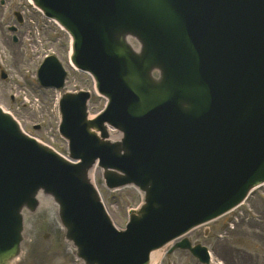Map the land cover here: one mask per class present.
Listing matches in <instances>:
<instances>
[{"label":"water","instance_id":"1","mask_svg":"<svg viewBox=\"0 0 264 264\" xmlns=\"http://www.w3.org/2000/svg\"><path fill=\"white\" fill-rule=\"evenodd\" d=\"M32 2L70 34L71 62L107 105L89 120V93L62 94L59 132L76 163L0 108V264L17 257L21 211L37 208L38 193L57 205L84 264H149L264 182V0ZM37 77L61 89L65 73L49 57ZM106 126L121 139L108 141ZM95 163L109 189L132 184L144 194L123 231L88 180Z\"/></svg>","mask_w":264,"mask_h":264},{"label":"rangeland","instance_id":"2","mask_svg":"<svg viewBox=\"0 0 264 264\" xmlns=\"http://www.w3.org/2000/svg\"><path fill=\"white\" fill-rule=\"evenodd\" d=\"M4 1L6 4H11H9L8 8L6 5H0V49L3 50L4 48L7 55V59H5L3 52L1 54L2 62L5 61L3 65L1 64L2 70L7 75V78L5 80L0 79V106L17 119L26 132L38 137L41 132L33 131L31 124L37 119L41 120L40 113L34 112L29 106H24L21 99L24 94L30 98L37 97L43 106L44 125L46 123L53 124V117L50 116L49 112L53 103L49 101L56 93L42 90L34 82V65L37 58L49 49L54 50L56 56L69 73L66 82L68 90L86 89L92 91L93 82L89 76L74 71L68 66L66 63L68 39L64 34L56 32V28L55 26L52 27V24L43 22L45 27L39 26V34H28L30 26L26 25H17V33L9 32L7 27L12 24L16 25L10 16V12L22 9L18 8L17 5L15 6L19 0ZM27 18L35 21L39 20L38 15L34 14L26 16ZM39 25H41V22H39ZM13 35L19 38L17 43H13ZM25 71H30V73L25 74ZM104 104L105 100L102 97L92 94L88 105L89 113L91 115L96 114L104 107ZM60 145H62L61 149L64 150V143L61 142ZM62 154H64V151H62ZM95 182L109 216L117 227H123L127 220L128 212L135 209L139 204L140 195L132 187L115 191L107 190L102 184L101 174L98 170L95 174ZM40 207H42L41 204L33 213L27 210L23 212L21 254L14 264H79L73 256L72 249L68 246L69 244L63 239L62 230L56 219V206L55 213L45 208L40 211ZM238 228H240L239 232L243 233L238 236V239L241 237V240H237L235 244L237 246L242 243L244 244L243 246L250 244L248 236L252 235V226L241 224ZM189 238L192 243L213 244V241L211 242L203 237V228L191 233ZM260 255L262 256V253ZM166 259L163 264H198L185 252H177L169 259Z\"/></svg>","mask_w":264,"mask_h":264},{"label":"flooded vegetation","instance_id":"3","mask_svg":"<svg viewBox=\"0 0 264 264\" xmlns=\"http://www.w3.org/2000/svg\"><path fill=\"white\" fill-rule=\"evenodd\" d=\"M248 210L252 211L257 219L249 223L252 226V235L248 236L250 244L246 246L234 244L236 240H241V237L238 239V234L243 232H239L240 228L238 227L244 224L248 213L241 212L240 216L236 218L229 216L223 220L224 226L220 233L224 239L219 245V251L216 252V256L221 259L222 264H264V211L259 212L253 210L252 207H249Z\"/></svg>","mask_w":264,"mask_h":264},{"label":"bare ground","instance_id":"4","mask_svg":"<svg viewBox=\"0 0 264 264\" xmlns=\"http://www.w3.org/2000/svg\"><path fill=\"white\" fill-rule=\"evenodd\" d=\"M117 136L114 134H110L111 139H115ZM38 199L40 202H42V205L44 207H52L51 200L48 198V196L39 194ZM162 253L160 251H155L150 256V264H154L155 262H159L161 259Z\"/></svg>","mask_w":264,"mask_h":264}]
</instances>
